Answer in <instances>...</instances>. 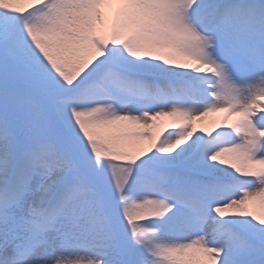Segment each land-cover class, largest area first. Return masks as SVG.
Masks as SVG:
<instances>
[{
	"label": "snow or ice",
	"instance_id": "snow-or-ice-1",
	"mask_svg": "<svg viewBox=\"0 0 264 264\" xmlns=\"http://www.w3.org/2000/svg\"><path fill=\"white\" fill-rule=\"evenodd\" d=\"M255 206L264 0H0V264H264Z\"/></svg>",
	"mask_w": 264,
	"mask_h": 264
},
{
	"label": "bare ground",
	"instance_id": "bare-ground-1",
	"mask_svg": "<svg viewBox=\"0 0 264 264\" xmlns=\"http://www.w3.org/2000/svg\"><path fill=\"white\" fill-rule=\"evenodd\" d=\"M215 118V114H210L208 117L205 118V122L210 124V122Z\"/></svg>",
	"mask_w": 264,
	"mask_h": 264
},
{
	"label": "rangeland",
	"instance_id": "rangeland-1",
	"mask_svg": "<svg viewBox=\"0 0 264 264\" xmlns=\"http://www.w3.org/2000/svg\"><path fill=\"white\" fill-rule=\"evenodd\" d=\"M220 115H222V114H220ZM198 124H199V122H198ZM253 210L256 211V212H258V213H262V212H264V209L260 208L259 206H255V207L253 208Z\"/></svg>",
	"mask_w": 264,
	"mask_h": 264
}]
</instances>
